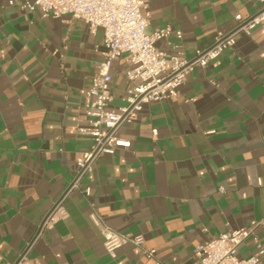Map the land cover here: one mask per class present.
<instances>
[{
    "label": "crops",
    "instance_id": "crops-1",
    "mask_svg": "<svg viewBox=\"0 0 264 264\" xmlns=\"http://www.w3.org/2000/svg\"><path fill=\"white\" fill-rule=\"evenodd\" d=\"M261 7L150 0V27L169 25L157 47L191 58L232 31L236 15ZM104 49L103 28L0 0V264L26 250L27 264H199L197 245L264 219V21L195 67L178 98L145 103L119 128L130 147L99 156L59 203L93 144L77 125ZM125 58L111 67L113 111L128 95ZM54 208V222L41 228ZM96 217L142 235L155 256L132 244L112 256ZM255 233L241 257L264 248V224Z\"/></svg>",
    "mask_w": 264,
    "mask_h": 264
},
{
    "label": "built area",
    "instance_id": "built-area-1",
    "mask_svg": "<svg viewBox=\"0 0 264 264\" xmlns=\"http://www.w3.org/2000/svg\"><path fill=\"white\" fill-rule=\"evenodd\" d=\"M258 1L262 3L259 11L247 18L236 15L238 23L232 31L216 35L210 46L196 49L193 57L188 58L181 51L166 52L157 47V42L172 34V29L169 25L150 27V0H8L10 5L19 3L32 12L39 9L43 17L70 15L87 22L92 32L98 28L104 30L103 60L98 65L92 86L83 91L86 108L77 125L79 134L90 137L93 144L79 161L78 172L70 188L77 186L82 175L92 170L99 156L114 154L119 147H130V141L119 135V128L135 119L145 103L178 98L180 87L195 67L208 65L226 48L232 47L242 33L249 34L263 22L264 0ZM176 34L182 36L181 31ZM122 56H126L127 62L128 95L123 98L124 104L119 110L113 111L109 109L114 100L111 67ZM90 193L91 188L88 187L86 194ZM54 210L48 214L43 225L54 222ZM94 220L103 235L104 246L112 256L127 244L141 248L149 257L155 256L156 250L145 247L142 235L120 233L97 217ZM263 224L264 219L254 220L249 226L223 232L197 245L195 256L199 264H258L264 260V248L260 243L259 250L248 257L239 255V246L251 236L258 240L255 230ZM26 253L27 250L14 264H27Z\"/></svg>",
    "mask_w": 264,
    "mask_h": 264
},
{
    "label": "water",
    "instance_id": "water-1",
    "mask_svg": "<svg viewBox=\"0 0 264 264\" xmlns=\"http://www.w3.org/2000/svg\"><path fill=\"white\" fill-rule=\"evenodd\" d=\"M70 187H71V186H70ZM70 187H69V188L64 192V194L61 196L59 202L62 200V198L64 197V195L69 191ZM47 216H48V215H47ZM45 219H46V218H45ZM45 219H44V220H45ZM43 224H44V221H43V223H42V225H41V228H42Z\"/></svg>",
    "mask_w": 264,
    "mask_h": 264
}]
</instances>
